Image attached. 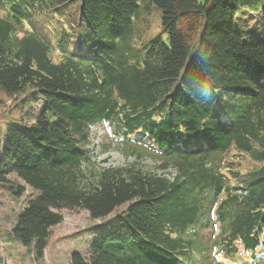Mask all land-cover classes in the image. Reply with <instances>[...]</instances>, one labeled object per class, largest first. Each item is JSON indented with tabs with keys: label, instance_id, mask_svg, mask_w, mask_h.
<instances>
[{
	"label": "trees",
	"instance_id": "trees-1",
	"mask_svg": "<svg viewBox=\"0 0 264 264\" xmlns=\"http://www.w3.org/2000/svg\"><path fill=\"white\" fill-rule=\"evenodd\" d=\"M238 13L257 17L250 43ZM0 94L37 106L0 128V184L35 192L12 246L39 260L59 211L125 206L70 264H264V0H0ZM96 124L160 174L95 169ZM232 151L256 167L239 172Z\"/></svg>",
	"mask_w": 264,
	"mask_h": 264
},
{
	"label": "rangeland",
	"instance_id": "rangeland-1",
	"mask_svg": "<svg viewBox=\"0 0 264 264\" xmlns=\"http://www.w3.org/2000/svg\"><path fill=\"white\" fill-rule=\"evenodd\" d=\"M151 17V31H157L159 28L158 13L155 8H152ZM158 12V13H157ZM235 26L242 29V40L244 42H252L259 35V25L257 24V17L254 13H238L235 21ZM19 99L17 98V101ZM13 101V100H12ZM11 99L6 98L0 94V128L3 123L7 122L10 118L25 119L32 116L33 112L37 110L35 105H26L22 112H16L17 106ZM20 111L22 110V102H18ZM4 125V129H5ZM117 130L113 131L112 127L96 124L91 127L90 141L88 150L90 152V159L95 162V169L105 167H123L127 164L137 163L145 166L146 171H156L160 174L158 169H155V164L152 160L146 158L138 160L130 155H123L118 149V145L114 142V136ZM115 134V135H114ZM117 141H121V136L116 135ZM230 156H234L232 161L237 166L239 172L250 170L256 167L257 163L250 160L247 156L235 153L232 151ZM7 183L0 184V261L1 264H70V255L73 252H78L87 259L88 245L93 240L95 235L104 230L107 231L111 227V221L120 213L125 206L116 208V210L101 220H93L89 217L86 211L81 210H61L62 221L54 227L51 231V240L43 249V257L37 260L32 251L26 250L23 247L12 246L6 239L11 232L16 215L21 211L25 203L35 195V192L29 187L25 186L14 176H9ZM16 187L23 188L21 196H15L13 190ZM205 229L199 233L200 244L208 243L209 239L213 238L212 230ZM218 229L214 230L216 233ZM213 253V252H212ZM212 256V254L210 255Z\"/></svg>",
	"mask_w": 264,
	"mask_h": 264
},
{
	"label": "clouds",
	"instance_id": "clouds-1",
	"mask_svg": "<svg viewBox=\"0 0 264 264\" xmlns=\"http://www.w3.org/2000/svg\"><path fill=\"white\" fill-rule=\"evenodd\" d=\"M94 126V125H93ZM90 132H91V129H90ZM114 138L116 139V135L114 136ZM89 141H90V139H89ZM89 145V144H88ZM87 147V146H86ZM88 148V147H87ZM89 151V150H88ZM89 156H90V152H89ZM91 158V157H90ZM215 219H213V221H214Z\"/></svg>",
	"mask_w": 264,
	"mask_h": 264
}]
</instances>
